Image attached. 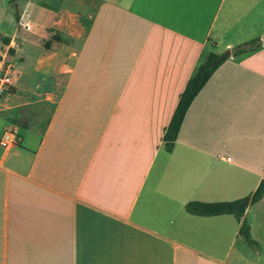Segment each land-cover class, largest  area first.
Instances as JSON below:
<instances>
[{"label": "crops", "instance_id": "obj_1", "mask_svg": "<svg viewBox=\"0 0 264 264\" xmlns=\"http://www.w3.org/2000/svg\"><path fill=\"white\" fill-rule=\"evenodd\" d=\"M39 1L29 16L58 15L72 41L45 49L56 32L39 29L31 69L17 45L12 97L20 67L61 86L41 110L0 113V135L19 136L0 148V264H264V197L245 211L254 251L232 215L185 211L250 196L264 178V0ZM256 39L216 69L167 152L201 57Z\"/></svg>", "mask_w": 264, "mask_h": 264}, {"label": "rangeland", "instance_id": "obj_2", "mask_svg": "<svg viewBox=\"0 0 264 264\" xmlns=\"http://www.w3.org/2000/svg\"><path fill=\"white\" fill-rule=\"evenodd\" d=\"M11 0H0V39L1 38H14L16 41V47L21 49V53H18L19 63H23L25 60V64L28 65L29 69H31L30 65L33 64V59L39 55L38 48L35 47L36 44H39L43 47L44 43L46 42L45 39L41 35H37V31L40 29L42 33L46 31L48 33V38H50V33L57 32L59 33L63 39L70 43L72 38L70 35L62 32L60 29H54L53 22L57 21L59 18L58 15H54L51 19L47 17L41 18V16L36 11H32V18L29 16L32 7H36L39 4V0H15L16 2L10 3ZM72 7V4H69L68 7ZM71 9V8H69ZM45 11V10H44ZM82 13L83 11L80 10ZM74 14L76 11L74 10ZM18 16V19L16 17ZM74 25H78V17L74 15ZM77 20V21H76ZM35 23H40L35 24ZM22 24H29L31 26V30H25L22 27ZM36 36V40L33 37ZM83 36L80 37V39ZM18 45V46H17ZM35 45V46H34ZM57 45V44H55ZM38 46V45H37ZM20 51V50H19ZM25 55V56H24ZM202 57L200 59V62ZM199 62V63H200ZM25 65V66H26ZM23 76L22 70L20 67V75H19V82L18 85V93L17 96L10 98L8 102L9 107H13L15 105L28 103L27 106L22 105L20 109L14 108L11 110H41L43 108H38V102L43 100L46 97V93H49L52 89H56L59 91L61 86V79H53L50 78H43L42 75L37 74H30V77ZM23 82V83H22ZM31 103V104H30ZM23 120H20V124ZM3 124L0 122V133L2 131ZM1 136V135H0ZM30 136H25V138H29ZM228 169H232L230 166H225ZM246 243V241L244 240ZM249 251H254L253 247L249 245Z\"/></svg>", "mask_w": 264, "mask_h": 264}, {"label": "trees", "instance_id": "obj_3", "mask_svg": "<svg viewBox=\"0 0 264 264\" xmlns=\"http://www.w3.org/2000/svg\"><path fill=\"white\" fill-rule=\"evenodd\" d=\"M16 2L11 0L10 3ZM13 4V3H12ZM45 7L47 4L43 3ZM18 19V16L16 17ZM9 39H5L4 42H8ZM53 42L63 43V39L59 33H54L50 40L45 43V49H49ZM261 45L259 39L251 40L246 42L224 54H216L210 52L202 56L201 62L196 67L195 72L190 77L186 86L179 98L178 104L173 112L171 120L165 130L163 141L164 147L167 152H171L174 143L176 141L177 135L179 133L184 116L191 105L192 101L200 90L204 87L216 69L224 63L230 57H237L244 53H247L249 49H256ZM264 197V178L261 179L256 190L250 195L242 199L234 201H223V202H198L190 201L185 204V211L191 215L195 216H218V215H232L236 221L239 223L238 235L242 237L246 243L253 247H257L256 242L252 239L250 234V226L245 217V211L248 206L260 201Z\"/></svg>", "mask_w": 264, "mask_h": 264}, {"label": "built area", "instance_id": "obj_4", "mask_svg": "<svg viewBox=\"0 0 264 264\" xmlns=\"http://www.w3.org/2000/svg\"><path fill=\"white\" fill-rule=\"evenodd\" d=\"M22 27L25 30H29L30 28L28 24H24ZM14 40L4 42L0 39V113L7 108V104L14 94L17 85L18 63L15 58L17 47ZM18 142L19 136L16 129H5L0 137V148L7 151L15 147Z\"/></svg>", "mask_w": 264, "mask_h": 264}]
</instances>
